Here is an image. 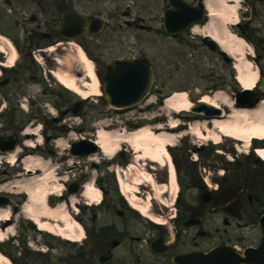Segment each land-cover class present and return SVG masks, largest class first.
Instances as JSON below:
<instances>
[{
  "label": "rangeland",
  "instance_id": "rangeland-1",
  "mask_svg": "<svg viewBox=\"0 0 264 264\" xmlns=\"http://www.w3.org/2000/svg\"><path fill=\"white\" fill-rule=\"evenodd\" d=\"M74 2H76V5L78 6L77 9L79 11L87 13L101 11L104 17H108L113 21L112 24H114V26L111 25V28L104 32V34L93 38L91 43H85L94 57L102 56V59L108 64H113L116 59L120 57H130V50L129 53L125 52L127 50L126 48L129 47H123V42L129 43L130 38L135 36V39L139 41L141 48L146 50L147 58L154 66L155 84L149 99L152 98V100L157 101L159 105L161 103L159 99H163L171 95L174 91H187L192 94L196 93L201 95V91L205 88V86L209 85H214L216 91L225 90L229 94H231L232 91L240 89V85L234 80L233 74L235 73L232 66L225 64L222 61V58H219L217 55L208 51L202 45L199 36L191 34L180 38L167 39L163 35L159 34L157 30L159 28V24L157 22L154 23V26L156 25V32L150 34L140 32L136 33L132 30H122L120 26H117L124 20L122 13L127 10L129 6H131V10L134 15L140 14L146 18H157L158 15H161L162 9L165 6L164 0H75ZM3 4V2H0V29L3 32L6 31L7 34L12 35L13 38L19 40L18 30L14 29V23L17 21V14L14 12L13 14L11 13L14 8H5L2 6ZM240 7L241 10H239L242 12V4ZM257 22L261 23V19L257 18ZM10 29L11 31H9ZM257 52L262 51L258 50ZM65 53L66 52L62 54V57L65 56ZM69 53H74V50L69 49ZM250 59L254 62L253 58ZM76 67V71L78 69V71H81L83 74L84 70L79 65L77 60ZM82 74L77 75L82 78ZM24 75H26V73H24ZM259 91H264V80L261 82ZM70 94L72 93L70 92ZM209 95L212 94L209 93ZM72 96L76 97L77 100H81L74 94H72ZM18 98L21 100L24 99L23 96H18ZM84 103L85 107L81 114L77 118H74L72 122H74L73 124L77 126L76 133L79 136L82 135L83 137L91 140L96 139V130L98 129V125H102L106 120L114 123V125L111 126V129L114 130L118 129L120 125L124 128L129 120L144 122V118L146 117H157L161 114L163 116L165 113L164 110L158 106H154L151 111H146V113L142 112L148 106V101L143 102L140 106H137L134 109H127L122 112L110 109L104 100L100 98L94 97ZM226 112L228 114L231 113L229 109H226ZM163 119L170 120L166 118V116L163 117ZM183 120H186L188 123L194 125L198 120V117H187ZM173 140L174 144L177 143L180 145L179 138H173ZM191 140L193 142H197V146L199 148L198 151H200V154L197 155L199 158L198 163H194L192 161L194 160L193 152H190L185 145L180 146L177 152L175 151V154L179 153L182 155L184 162L186 163V170L183 171L181 176L184 187H187L182 192V200L184 202L197 204L200 197V189L203 186L206 187V183L203 180H206L209 184L211 183L210 185L213 187H216V185L228 186L237 184V188L240 185L245 186V181L249 174L255 180L253 191L257 192V189L260 188L257 180L258 178H264V167L261 169H259V167L254 168L252 157L245 158L243 157V154L239 155L233 140H223V145L220 148L222 153H220V151L217 150L212 143H207L206 141L196 139L194 137L191 138ZM191 140H188L186 143L188 147L193 146L192 142H190ZM207 144L209 145L207 146ZM203 145H206V148L203 147ZM129 156L135 158L137 155L131 152ZM98 158L102 160L104 157L100 154ZM87 159L88 158L81 159V162H78V165L82 164L85 167L83 168L84 170L90 171V164ZM139 163L140 164L138 165V162L130 161L126 162L127 165H124L135 167L141 171H146V169H144V162L142 161ZM60 165L61 167L66 166V164L61 163ZM114 165L123 166V162L118 160ZM152 165H155L156 171H150V173L153 174L156 181L158 183L159 181L166 183V169H161L156 164ZM186 172L190 175L186 174ZM199 176H203L202 178H204L200 183H198L199 180L197 179ZM0 177L2 178L3 176L0 174ZM124 180L130 183L134 182L129 177L124 178ZM193 181H195V183ZM193 186H195V189ZM226 195H229L226 199H230V197L232 198L235 196L234 194ZM146 196L148 197V194ZM173 200L174 198L172 196L168 202L173 203ZM225 220H228V225ZM134 225V230H138L140 228L138 227L140 226L139 224L136 226L134 223ZM15 229L16 231H19L17 226ZM205 231V237H203L202 240H196L197 242L203 243L201 247L204 246L205 248H212L221 241H224L226 238L236 239L238 236L242 235L247 237L246 241L244 240L245 244H252L258 242L259 240L258 230L249 227L246 218L241 220V223L235 224L233 218L228 217L223 213H215V215L208 216L205 224ZM18 234L22 235L21 232ZM86 237L87 241L88 235ZM185 241L188 242L186 245L188 249L197 245L193 242L194 239L191 234L189 237L185 238ZM25 242L26 241L22 236L20 238L16 237L10 242L3 245L1 244L0 252L3 251L5 253L12 254L11 259L13 264H71L69 259L66 261H60V258L69 256L71 253L74 254L76 251L73 247H71V245L67 244L69 242H63L62 239H60V241L53 239L50 241L53 245V251H51L52 255L50 254L42 258L40 257V254H36V256H27L25 253ZM35 243L38 246L43 245L42 247L50 246L47 241L35 240ZM84 243L85 240L83 244ZM133 245L134 246L130 250H128L130 247L116 249V251L113 252L115 258L114 262L117 264H135L136 260L139 259V255L143 254L142 264H149L150 258L145 256L144 249L141 245L137 243H133ZM58 260L60 262H58ZM89 264L101 263L98 259L92 258V260L89 261Z\"/></svg>",
  "mask_w": 264,
  "mask_h": 264
},
{
  "label": "flooded vegetation",
  "instance_id": "flooded-vegetation-1",
  "mask_svg": "<svg viewBox=\"0 0 264 264\" xmlns=\"http://www.w3.org/2000/svg\"><path fill=\"white\" fill-rule=\"evenodd\" d=\"M4 3L5 8H14L11 13L17 14V21L14 23V29L18 30L20 40H16L12 35H9L14 40V46L19 54V62L14 68H7V54H0V109L4 108L7 102L8 106L6 114H14L15 121L0 126V138L16 137L19 145L23 148V154L29 153L25 149V142L28 139L36 140L29 135L25 136L27 127L36 128L39 123L44 124L45 131L52 130L53 126L61 122L65 113L60 115L62 108L61 98L62 92L58 83L50 75L57 68L55 57H50L46 53L51 46L59 47L61 36L60 30L62 25L61 15L63 11L73 7V0H0ZM70 4V5H69ZM246 14L244 19L247 23L243 30L249 34V28L261 19V39L260 45L263 54L259 55L258 62L264 65V0H245ZM11 31V29L9 30ZM254 36V34H252ZM42 58L45 61L46 71L38 67L36 61ZM47 61V62H46ZM26 73V75H24ZM28 73V75H27ZM47 78V80L45 79ZM18 96H23V100ZM66 109H69L72 104V99L66 97ZM27 103V108L31 113L26 117H21L18 114L20 106ZM49 106H54L55 112L59 113V118L56 120L50 119ZM17 116V117H16ZM47 128V130H46ZM55 134L50 137V140L56 137ZM37 150L36 152H40ZM125 160L130 161L125 158ZM105 169L107 165L103 166ZM90 177L86 174L77 176L71 185H77L78 191L73 195L74 203H71V194L67 191L66 196L60 199H51L49 206L54 209L62 201H65L73 214V218L83 224L88 239L85 242L84 252L81 256L72 258L71 264H89L92 258L99 260L101 264H117L114 262L113 252L118 248L130 247L133 243L140 244L144 249L146 257L150 258L149 264H175L174 259L182 255H190L203 252L206 249L203 243L197 242V239L202 240L205 237V207L200 203L189 204L179 199L176 203L166 206L152 205L151 211L155 214L165 216L167 220L166 227H157L142 220L130 206H128L120 192L115 186V177L110 175L108 171H104L97 176V181L100 188L103 190L104 201L102 205L96 208H86L82 205L84 183ZM195 183V181H193ZM200 183V181L198 182ZM187 188V187H185ZM195 189V186H193ZM148 193L146 190L143 195ZM26 202V198L19 201L12 200L11 211L15 215L13 220H10L8 226L14 225L15 222L20 223L19 217H23V231L27 239H36L47 241L50 244L51 250L53 245L50 241L55 238L45 233L38 232L32 217L26 215L22 211V206ZM80 205L81 214L78 215L76 204ZM264 217V199L256 202H250L247 205V222L248 226L257 229L259 232V240L263 238V230L260 226V221ZM41 221L46 223L45 217H40ZM51 221L52 225L56 224V220ZM134 223L139 224L138 230H134ZM141 223V224H140ZM142 225V226H141ZM20 226V225H19ZM193 236L195 245L188 249V242L185 238L189 235ZM162 240L160 248L153 244ZM196 241V242H195ZM192 242V243H193ZM254 243L250 244V247ZM247 246V247H249ZM27 256L32 255L31 251L26 249ZM143 254L139 255V259L135 264H142ZM188 264H194L190 261Z\"/></svg>",
  "mask_w": 264,
  "mask_h": 264
},
{
  "label": "bare ground",
  "instance_id": "bare-ground-1",
  "mask_svg": "<svg viewBox=\"0 0 264 264\" xmlns=\"http://www.w3.org/2000/svg\"><path fill=\"white\" fill-rule=\"evenodd\" d=\"M209 13V21L202 29L195 27V32L203 36H209L220 47L229 54L234 60V69L236 71L237 82L242 89L246 91L255 90V84L259 79V69L251 61L249 56L253 55L251 46L245 39L238 36L232 29V26L239 22L240 0H205ZM9 44V45H7ZM74 53L67 54L65 58H59L61 68L55 71L57 80L68 90L78 95L82 100H88L92 97H102L100 80L95 72L93 61L88 57L82 47L76 46ZM250 50V52H249ZM0 51L8 55V67L15 66L17 51L12 41L0 35ZM52 51H54L52 49ZM82 67L84 77L79 78L73 71V63L76 61ZM63 66H65L63 68ZM153 101H150L152 103ZM203 103L208 106L220 109L223 113L219 118L212 121L202 120L191 125L190 133L204 141H214L221 143L224 138L242 140L250 143L253 138H264V100L255 108L239 109L234 107L231 97L223 91H218L214 96L206 95L203 97ZM223 106L231 109V114L223 111ZM194 103L189 99L187 92L175 91L167 97L165 109L168 112L179 113L181 111H190ZM179 121L173 120L172 128L175 129ZM208 132V134H207ZM96 143L101 149V153L112 158L128 145L137 155V162L151 161L160 164L161 167H170L171 177L169 184L160 186L153 175L146 171H141L135 167H130L127 176L133 180V183L125 181L120 177L126 197L129 199L132 207L141 212L144 216L150 217L157 223L163 220L151 214L152 200L158 199L164 201V196L171 192L174 195L178 190L175 167L171 161L169 147L173 146V138L166 134H155L153 128L149 125L135 131L126 129H111V124L107 121L98 125L96 133ZM31 146L32 142H30ZM58 146L61 149H67L69 146L64 139L59 140ZM18 152L9 154V160L13 163L16 160ZM258 154L264 159V148L258 150ZM90 161L99 162L97 154L90 157ZM72 163V162H71ZM54 165L50 162L28 157L25 160V168L29 171L37 170L43 172L39 177L25 179L18 183L22 192L27 193L29 200L25 206V212L34 218L35 223L43 231L57 234L64 239L71 241H82L84 239L85 229L79 222L73 219L67 206L63 203L57 208L52 209L49 206V196L57 194L61 196L65 191L62 184H54L52 189L49 188V180L54 179ZM56 180V179H54ZM144 182L152 184L154 196L149 195L148 201H143L138 193ZM103 197L100 189L90 182L84 189V198L88 201L98 204ZM11 211L9 209H0V242H6L15 234L13 226L3 229V225L10 220ZM40 217H45L46 223L41 221ZM47 220H56L52 225ZM0 264H13L12 261L4 254L0 253Z\"/></svg>",
  "mask_w": 264,
  "mask_h": 264
},
{
  "label": "water",
  "instance_id": "water-1",
  "mask_svg": "<svg viewBox=\"0 0 264 264\" xmlns=\"http://www.w3.org/2000/svg\"><path fill=\"white\" fill-rule=\"evenodd\" d=\"M185 8L180 9L176 12L171 13V21L169 29L171 32L178 31L184 24L179 20L180 17L185 15ZM186 24V23H185ZM151 70L147 63H131V62H119L117 63L109 72L106 84L105 93L106 100L115 107H127L133 105L140 101L147 93L151 85ZM241 99L238 96L237 103L241 105ZM259 101V96H257L251 102H247L248 106H255ZM204 111L206 114H219L218 110L211 108L206 105H200L196 111ZM6 147V149H11L8 143H1ZM13 149V148H12ZM97 151V147L90 142L84 141L80 143L73 144L72 153L74 155H88L93 154ZM93 167L99 168L98 165L93 164ZM222 255L221 250H217L206 257L207 264H226L225 259L217 260ZM234 260L236 258H233ZM228 264H235L234 260ZM179 258L176 259V262ZM245 263L253 264H264V256H258L257 254L250 255Z\"/></svg>",
  "mask_w": 264,
  "mask_h": 264
}]
</instances>
